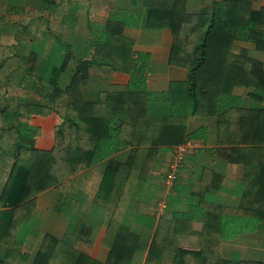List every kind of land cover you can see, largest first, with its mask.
<instances>
[{
    "label": "crops",
    "instance_id": "obj_1",
    "mask_svg": "<svg viewBox=\"0 0 264 264\" xmlns=\"http://www.w3.org/2000/svg\"><path fill=\"white\" fill-rule=\"evenodd\" d=\"M207 6L209 0L186 1L187 13L201 12ZM252 7L264 8V0L254 1ZM146 15L143 0H0L2 264H32L46 234L61 240L74 224H79L80 230L81 225L90 228L89 254L100 261L108 254L105 238L109 224L114 227L123 224L146 245L155 233L158 240H169L165 256L172 254L174 247L205 248L207 252L216 251L224 260L264 262V221H256L239 208L243 191L264 190V170H253L222 158L217 151L215 117L187 119L186 134L197 130L199 134L196 139H189L193 148L184 155L172 181L167 180V175L178 144L169 146L164 142L166 139H161L151 147L153 150L133 151L128 165H124L132 147H118L128 136L119 138L120 118L111 116L107 117L108 135L98 139L89 154L88 167L59 185L40 191L31 204L19 203L10 213L11 205H4L1 194L9 173L18 158L22 160L29 155L19 145L34 149L38 158L40 152L52 150L53 176L59 177L66 163L72 161L70 154L75 150L71 145H75L76 138L69 139V143L59 135L70 133L63 118L67 94L57 95L54 102L49 101L50 94L69 83L78 59L91 58L94 43L104 37L108 20L121 24L115 29L130 40L134 58L138 54L149 55L148 91L163 92L170 82L186 79L187 69L168 64L170 30L148 27ZM40 49L43 52L39 55ZM75 49L80 54H75ZM67 54L65 67L61 63ZM43 64L46 68L41 67ZM129 80L127 73L92 64L88 69L87 97L96 100L109 86L126 85ZM159 80L163 84L158 85ZM234 94L242 97V107H248L247 90L238 88ZM152 109L165 111L168 104L154 102ZM66 145L68 152L64 149ZM144 154L146 169L139 172L137 159ZM110 158L117 159L112 188L114 183L117 186L110 200L103 201L96 195L105 162ZM19 187L22 190L20 184ZM106 188L107 196L111 191L109 185ZM149 189L151 192H147ZM23 195L18 190L10 191V198ZM263 202L264 199V205ZM128 221L129 225L125 224ZM242 223L250 230H240Z\"/></svg>",
    "mask_w": 264,
    "mask_h": 264
},
{
    "label": "trees",
    "instance_id": "obj_2",
    "mask_svg": "<svg viewBox=\"0 0 264 264\" xmlns=\"http://www.w3.org/2000/svg\"><path fill=\"white\" fill-rule=\"evenodd\" d=\"M186 1L143 0L147 8V26L170 30L172 43L168 64L187 69L186 79L170 82L163 92L148 91L149 55L138 54L134 58L130 40L121 30L115 29L121 24L114 19L108 20L105 35L94 43L91 58L78 59L69 83L50 94L51 102L57 95L67 94L63 118L70 133L59 132V135L68 141L76 138L75 145H71L75 150L70 154L72 161L66 163L59 177L53 176L52 150L40 152L42 155L38 158L34 149L19 145L29 155L22 160L18 158L3 187L1 198L5 206L11 205L9 213L15 205L33 203L40 191L59 185L88 167L89 154L94 151L98 139L108 135L107 117L111 116L120 118L119 138L128 136L117 144L118 147H132L124 165H128L133 151L151 150L162 140L166 139V145L172 146L196 139L199 130L186 134L187 119L210 116L216 118L217 151L222 158L253 170H264V8H253L256 0H209V6L203 11L187 13ZM68 57L69 54L63 58L62 66L66 67ZM95 63L129 74V82L111 85L100 92L96 100L88 99V69ZM238 88L247 90L246 108L240 105L242 97L234 94ZM154 102L168 104V109L153 111ZM133 135L138 137L131 138ZM64 149L68 152L69 145ZM67 160L68 156L64 158L65 162ZM115 162V158L105 162L96 195L103 201L110 200L116 192L115 183L112 188V178L117 175ZM146 164V154L141 155L137 159L138 171H145ZM127 175L131 176V166ZM107 185L111 192L106 196ZM11 190L24 195L10 198ZM261 198L264 199V190L240 194L239 208L258 222L264 221ZM108 228L105 238L108 254L104 261L89 254L90 228L81 225L80 230L79 224H75L61 240L46 234L32 264H264L224 260L216 251L207 252L205 248L174 247L172 254L165 256L163 252L169 247V240H158L156 233L146 245L123 224L115 227L109 224Z\"/></svg>",
    "mask_w": 264,
    "mask_h": 264
},
{
    "label": "built area",
    "instance_id": "obj_3",
    "mask_svg": "<svg viewBox=\"0 0 264 264\" xmlns=\"http://www.w3.org/2000/svg\"><path fill=\"white\" fill-rule=\"evenodd\" d=\"M193 148V144L190 140H186L174 147L173 150V162L171 164V171L167 175V180L172 181L174 178V174L176 172V169L179 166V163L183 159L184 155L189 152Z\"/></svg>",
    "mask_w": 264,
    "mask_h": 264
},
{
    "label": "rangeland",
    "instance_id": "obj_4",
    "mask_svg": "<svg viewBox=\"0 0 264 264\" xmlns=\"http://www.w3.org/2000/svg\"><path fill=\"white\" fill-rule=\"evenodd\" d=\"M40 52H39V55H40V53H42L41 52V49L39 50ZM80 54V53H78L77 52V50L75 49V54ZM41 67H45L46 68V65L45 64H43ZM163 81H161V80H159L157 83H158V85L160 84V83H162ZM163 84V83H162ZM161 84V85H162ZM158 111V110H157ZM147 192H151V190L149 189ZM149 196V195H148ZM214 198H216V199H218L217 197H214ZM149 199V198H148ZM127 221V220H126ZM125 224H127V225H129V221L128 222H126ZM74 226H75V224H74ZM245 226V224H243L242 223V226H239V228H241L240 230H242V231H245V230H250V229H248V228H246V227H244Z\"/></svg>",
    "mask_w": 264,
    "mask_h": 264
}]
</instances>
